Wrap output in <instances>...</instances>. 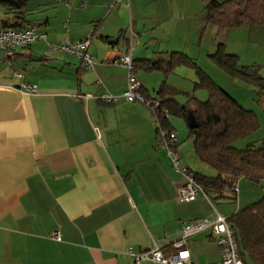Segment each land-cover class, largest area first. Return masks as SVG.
<instances>
[{
  "label": "crops",
  "instance_id": "1",
  "mask_svg": "<svg viewBox=\"0 0 264 264\" xmlns=\"http://www.w3.org/2000/svg\"><path fill=\"white\" fill-rule=\"evenodd\" d=\"M122 1L51 0L39 7L55 3V9L39 8L43 13L34 17L25 2L21 19L0 9V20L34 25L46 36L16 48L12 70L21 78L0 70V264H133L129 247L157 244L169 253L184 223L214 218L213 207L224 217L235 212L228 200L177 199L182 178L160 146L153 113L121 96L127 69L116 61L129 52L130 27L135 75L149 98L165 79L145 61L177 49L153 33L156 14H146L142 0H129L127 8ZM121 12L129 16L127 29ZM84 38L96 59L92 69L76 55L48 52V43ZM23 82L36 91L22 90ZM105 94L115 99L107 102ZM184 166L214 174L190 161ZM187 248L192 264L220 259L208 230L192 235Z\"/></svg>",
  "mask_w": 264,
  "mask_h": 264
},
{
  "label": "trees",
  "instance_id": "2",
  "mask_svg": "<svg viewBox=\"0 0 264 264\" xmlns=\"http://www.w3.org/2000/svg\"><path fill=\"white\" fill-rule=\"evenodd\" d=\"M26 0H0L7 14L21 19ZM204 11L205 23H213L219 29H230L249 24L264 26V0H200ZM17 15V16H16ZM0 20V27L13 26L23 28L15 20ZM157 60H146L147 70L161 71L166 75L176 65L184 64L194 69L197 79L193 89H203L207 98L200 100L181 92L163 81L159 86L156 98L159 107L151 111L159 126L168 132H174L170 125L171 117H179L186 122L191 112L197 125L188 127V135L193 139V148L199 161L210 166L214 174H202L187 169L194 180L200 184L209 201L228 200L234 202L241 179L248 180L251 185L264 188V145L256 147L253 142L245 148H237L236 142L255 133L260 128L259 118L252 110L243 107L221 86L206 75L197 64L180 52L162 53ZM210 60L229 77L239 79L257 87L264 93V77L256 65L239 64L237 56L228 53L224 44L218 43ZM134 62V61H133ZM135 64V62H134ZM139 68L135 64V71ZM180 94L188 96L185 104L176 100ZM146 98L149 96L144 95ZM157 124V123H156ZM158 125L156 126L158 136ZM159 138V137H158ZM160 141V139H159ZM177 141L170 144L175 150ZM234 231L239 246V255L243 264L248 256L253 264H264V195L258 201L237 209L227 217Z\"/></svg>",
  "mask_w": 264,
  "mask_h": 264
},
{
  "label": "rangeland",
  "instance_id": "3",
  "mask_svg": "<svg viewBox=\"0 0 264 264\" xmlns=\"http://www.w3.org/2000/svg\"><path fill=\"white\" fill-rule=\"evenodd\" d=\"M130 1L125 0L121 3L127 8L128 4H131ZM216 1L221 2L223 0ZM41 2L50 3L51 0H26V8L32 9L31 17L41 16L43 12L55 9V3H51L48 9H45L44 6L39 7ZM141 3L146 14L151 12L156 14L157 23L153 29V33L158 35L156 37L161 40L169 38L167 41L176 45L174 47H177V49L171 48L168 53H172L174 50L181 51L180 53L191 58L206 75L227 91L243 107L254 111L258 116L260 128L248 137L237 141L236 147L243 149L251 142L256 147L264 145V93L247 82L229 77L209 58V55L216 50L217 44L222 43L228 53L237 56L239 64L258 66L260 74L264 77V26L246 24L230 29H219L213 23H205L204 11L200 0H142ZM1 8L3 6L0 4ZM39 8H44L45 11ZM121 15L124 18V23H126L123 27L127 29L130 21L129 16L124 12H121ZM132 18L134 19L133 16ZM146 19L151 25L152 21L148 18ZM127 37L128 34L125 32L122 38ZM42 50L43 54H47V51ZM67 57L72 59L70 56ZM3 59L4 54L0 51V70L10 71L13 74V67L8 66ZM162 76L170 85L176 86L182 92H188L190 96H195L200 100L207 98L205 90L193 89V82L197 79V75L194 69L189 66L184 64L176 65L173 71L166 75L163 73ZM187 98L188 96L180 94L178 101L184 103ZM171 120L179 137L178 151L180 154L183 153V157L179 159L180 165L184 166L185 161H190L192 164H199L204 168L205 172H214L210 166L197 159L193 148V139L188 135L186 122L174 116L171 117ZM175 122L178 123L175 124ZM262 184L264 185V181ZM263 195L264 188L256 187L251 185L248 180L241 179L238 183L236 200L227 203L225 206L232 207L236 211L238 208L258 201ZM245 257L246 264H253L248 256Z\"/></svg>",
  "mask_w": 264,
  "mask_h": 264
},
{
  "label": "built area",
  "instance_id": "4",
  "mask_svg": "<svg viewBox=\"0 0 264 264\" xmlns=\"http://www.w3.org/2000/svg\"><path fill=\"white\" fill-rule=\"evenodd\" d=\"M133 31L129 28V52L121 56L118 61L127 69V79L125 89L121 96L127 101L140 102L151 111L159 107V100L146 98L141 92V84L135 75V64L131 57ZM37 39L46 40L44 33H36L34 25H28L23 28L5 26L0 27V51L4 54V62L13 67L15 65V50L16 48L24 47L34 42ZM90 38H84L75 41H66L60 44L52 45L48 43V52L55 50L66 54L78 56L82 64L87 69H92L96 63L95 57L89 52ZM14 76L21 78L20 71L15 70ZM20 88L26 92H35V86L23 82ZM107 102L115 99L110 94L102 96ZM158 129L159 143L162 148L167 151L171 160L172 167L181 176L182 182L177 187L176 197L179 201H191L198 195L203 196L208 201V197L204 192L203 187L198 184L193 175L189 172L186 166H181L179 158L170 144L177 141L175 132H166L163 130L158 121H156ZM236 191L238 187L234 188ZM210 202V201H209ZM215 216L212 219H198L184 223L177 237L171 243L169 253H164L162 248L154 244L151 248L135 251L129 247L127 254L132 258L133 264H140L142 261H150L157 264H192L190 262V254L187 248V240L200 231L208 230L210 237L218 244L220 249V259L209 264H243L239 255V246L234 235V231L230 226L227 217L220 215L215 208H212ZM51 237L54 240H60L61 237L58 231H53Z\"/></svg>",
  "mask_w": 264,
  "mask_h": 264
},
{
  "label": "water",
  "instance_id": "5",
  "mask_svg": "<svg viewBox=\"0 0 264 264\" xmlns=\"http://www.w3.org/2000/svg\"><path fill=\"white\" fill-rule=\"evenodd\" d=\"M121 34H118L115 38L113 39H108V42L111 43V44H114L115 42L118 41L119 37H120ZM35 59V58H34ZM37 59V58H36ZM187 126L190 127V128H193V127H196L197 123L192 115L191 112H188L187 114Z\"/></svg>",
  "mask_w": 264,
  "mask_h": 264
}]
</instances>
